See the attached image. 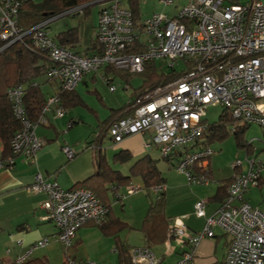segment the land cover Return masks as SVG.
<instances>
[{
	"label": "built area",
	"instance_id": "1",
	"mask_svg": "<svg viewBox=\"0 0 264 264\" xmlns=\"http://www.w3.org/2000/svg\"><path fill=\"white\" fill-rule=\"evenodd\" d=\"M27 1L0 0V52L27 36L32 47L48 53L46 74L57 81L61 91L73 90L88 73H97L106 66L137 74L145 70L149 61L164 59L174 71L175 64L182 60L184 69L178 77L142 92L127 115L108 123L106 132L114 143L131 134L148 132L150 143L145 146L154 145L161 158L183 173L189 184L204 185L210 182L206 174L215 153L205 139V112L210 104H219L237 123L259 125L264 134V0H189L174 16L152 13L138 24L120 0H103L110 2L99 9L96 44L87 53L60 45L47 29L50 20L72 13L76 7L23 30L16 25V19L19 8ZM162 2L172 4V0ZM103 80L114 91L115 85L109 83L108 77L103 76ZM25 93L22 84L7 91L20 128L10 140V154L0 158V168L14 164L19 155L35 160L45 142L36 134V128L48 122L47 113L53 117L66 114L61 98L54 92L46 97L35 117H30L24 107ZM71 125L67 121V128ZM252 141L247 142L246 149H251ZM62 151L67 159L75 155L68 145L62 146ZM244 162L246 168L239 171L243 162L233 161V178L214 213H205L206 200L195 202L193 213L204 218L201 230L191 232L180 217L169 220L166 251L167 256L175 249L179 251L175 264H194L195 247L213 237L214 229L219 227L230 237L223 264H264V210L251 205L245 197L250 188L259 186L264 164L248 153ZM27 189L47 196L41 205L46 211L43 219L54 224L57 240L65 250L73 246L78 228L88 222L100 225L108 215V206L84 186L66 189L55 178L36 173ZM139 190V186L127 185L125 195ZM154 191L164 192V185L155 186ZM114 197L119 200L124 195L116 193ZM48 241L49 237L36 240L12 260L25 264ZM127 253L123 264H163L165 259L147 245L131 247ZM12 260L0 258V264ZM65 264L96 263L66 256Z\"/></svg>",
	"mask_w": 264,
	"mask_h": 264
},
{
	"label": "crops",
	"instance_id": "2",
	"mask_svg": "<svg viewBox=\"0 0 264 264\" xmlns=\"http://www.w3.org/2000/svg\"><path fill=\"white\" fill-rule=\"evenodd\" d=\"M77 13H79V11ZM89 44L90 41L87 46ZM87 46L85 48H81L79 46L71 48L76 49L79 52H84V50L86 51ZM117 71L122 73L126 72L114 67L106 66L100 68L99 72L97 73H88V75L84 76L77 83V86L81 84L84 85L85 88H88V83H94L98 76H100L102 80L103 76L108 77L109 83L113 85L112 82L116 78L122 81ZM43 81L40 84L45 85L48 88L47 92L44 94V98L48 97L46 95H51L54 92L59 91L60 86L56 80H48L45 76ZM77 86L74 88L73 93L82 99L84 105L75 104L76 101H73L71 97H68L64 102L66 103V114L63 117H53L52 114L47 113L48 122L46 124L39 125L36 128V134L44 138L45 142L41 149L37 152L35 160H30L22 155H19V157L14 160V164L0 168V241H3L9 245L7 249H9L10 253L7 255L11 254V256H7L3 259L12 260V258H14L16 255L24 254V252L30 247L29 245L36 242V240L56 234H48V226H52L53 223L49 220L43 219L46 211L41 207V205L46 200L47 196H45L43 193H32L27 189L33 183L35 174L40 173L44 178L47 179L55 178L56 182L60 183V185L66 189H70V187H74L76 184H81L83 180L92 176L96 171L98 151H100L101 154L105 156L104 149L102 148L104 136L100 137L97 141H94V137H91L92 132H97L106 118H109V121H111L115 119V117H120L125 113V110H123L113 115L116 109L121 108L126 103L119 107L110 108L107 116H105L102 120L99 119L97 117L96 111H94L92 108H89L87 102L83 97H81V94L77 90ZM98 101L100 105H104V102L100 97ZM86 109L91 111L89 113H85ZM84 120L89 121L91 124H88ZM67 121H71L72 125L65 131ZM85 123L88 125L87 130L85 128ZM65 132L68 134V137ZM105 134L106 133H104V135ZM251 139H253L251 149L250 147L246 149V146H242L244 149V155L247 153L250 155L253 154L259 161L262 162V164H264V158L261 157L258 152L259 150L256 149L258 145H254V143H260L262 144L260 147L264 149V137H252ZM149 141V133L140 132L128 135V137L116 143L112 141V143L115 145L120 144L122 150L130 152V155H132L131 160L135 161L139 158H142L144 155H150L148 151L153 149L155 146H145V143H150ZM67 145L71 146L75 151V155L72 157V159H67L62 151V146ZM210 146L212 148V144H210ZM212 150L216 152L213 148ZM214 155L215 153L211 156L209 161V170L206 174L208 178L212 180V182H209L208 184L191 185L188 183L186 177L181 174V172L179 176H177L179 179L173 180L169 177V175H165L160 170L163 178H165L164 197L166 206L164 212L167 216V224L172 218L180 217L183 219L185 225L191 232L199 231L203 227L204 218L198 217L195 213H193L195 202L197 200H206L205 213L207 214L214 213V211L221 204L226 194V183H228L229 179L233 178L234 174L232 171L230 176L227 178L215 179L212 172V157H214ZM165 162L166 166L172 167V165H170L167 160ZM113 165L116 164L111 163L112 168ZM128 173L125 175H128ZM261 173L259 186H253L250 188L246 192L245 197L249 200L251 205H256L261 210H264V170H262ZM132 182L133 181L131 180L130 184H132ZM94 184L95 182L93 180L86 183L88 186H94ZM139 185L140 184H138V186ZM122 186L123 185L117 187V185L114 184L106 185L105 189L107 188V198L111 205V215L121 219L127 225H131V220L133 221L134 218L137 217L135 215L136 206L134 207L133 202L139 201L138 204H140V212L138 214L141 216L139 218H143L145 211L152 200L147 199V197H144L143 194L137 196H132L134 195L132 194L129 205L126 207L129 210H133L134 215H132V217H126L121 213L116 214L114 210L116 205H121V210L126 212L125 205L120 203L124 197H121L119 200H115L114 196L116 193H120L126 196V198L130 197V195H125V190H120ZM145 191L147 192L146 195L148 194L147 196L152 194L153 197H156L157 195V191H154V188L145 189ZM108 219L109 218L107 216L104 222L108 221ZM53 228L55 229V227ZM76 232L77 234L73 240V245L83 241L86 231L85 229L79 228ZM214 232L215 234L213 237H207L203 239L195 247L196 252L195 258L193 260L194 264L224 263L223 259L230 243V237L224 233L220 227L215 228ZM117 236L119 241L123 240L122 236L120 237V234ZM108 240L112 242V237H109ZM115 247L116 244L113 245V250ZM218 250L221 251L220 259L216 258ZM65 251L66 256H68L67 250ZM175 251L176 252L172 253L171 255L175 258V260H177L179 257V251H177V249H175ZM73 258L76 259V256L73 255ZM29 260H37L48 264V258L44 254H34L29 258Z\"/></svg>",
	"mask_w": 264,
	"mask_h": 264
},
{
	"label": "trees",
	"instance_id": "3",
	"mask_svg": "<svg viewBox=\"0 0 264 264\" xmlns=\"http://www.w3.org/2000/svg\"><path fill=\"white\" fill-rule=\"evenodd\" d=\"M88 1L91 0H28L18 10L16 19V25L21 29H29L37 25L41 21L48 20L50 17L61 15L73 7H80V11L83 14L89 13ZM127 8H129L132 16V20L138 24L141 20L139 0H126ZM60 45L68 47H77L80 44V35L78 33V27H70L62 32H58L54 37ZM30 39L26 36L23 41H16L13 44L5 47L0 52V158L4 159L10 154L9 143L15 132L20 128L18 120L15 119L10 101L7 99V91L9 87L17 84H22L26 87V93L24 95V107L25 111L30 117H35L41 104L45 101L44 92L40 86L43 78L46 76L47 67L50 65L48 53L41 48H34L29 44ZM96 44L95 38L90 41L85 53L88 50H93ZM145 70L138 73L141 77V85L137 88H133L130 93V98L124 106L115 110L114 114L125 110L122 116L127 115L131 111V105L135 99L144 91H148L151 88L162 85L164 83L173 81L178 77L181 72H174L170 74L158 73L155 67L154 61H149L145 65ZM119 77L123 82L128 83V79L133 75L129 72H118ZM39 78L42 80L40 82ZM36 82V85L32 86L31 83ZM44 82V81H43ZM74 89L71 91H59L57 92L61 98V105L66 109V98L71 97L75 104L84 105L82 99L75 95ZM218 120L212 124H206L205 139L210 144L214 142V139L220 141L226 139V136L232 132L237 138L240 133H245V130L250 126L246 124L237 123L232 118L231 113L223 111L220 113ZM121 117V116H120ZM111 118V117H110ZM109 118H106L100 129L96 132L94 141H97L100 137L107 133V125ZM235 126V130L232 131V127ZM239 141V140H238ZM248 141L239 142L238 146H247ZM111 163L113 164H125L130 162L132 155L126 150H118L117 153L112 155ZM98 160L96 163V171L92 176L86 178L81 184H76L74 187H86L101 199V201L108 206V221L103 222L99 226L107 230V232L114 234L117 232L116 227L126 225L121 219L111 215V205L107 198L106 185H129L131 178L137 177L141 180L145 189H152L158 185L165 184V178H163L159 167L157 166V159H153L150 155H144L133 161L129 167L128 175L122 173L119 169L112 168L106 158L98 151ZM93 180L94 186H88L86 183ZM229 179L226 183V187L229 185ZM165 197L164 192L157 193L153 201L148 206L145 217L142 221V230L144 231V246H150L158 242H163L167 233V216L165 215ZM115 230H114V229ZM117 254L119 255V264H123L126 261L127 252L130 247L125 242H120L118 236H114ZM40 261L28 260L25 264H37ZM5 264H16L13 260L6 262ZM215 264H222L215 263Z\"/></svg>",
	"mask_w": 264,
	"mask_h": 264
},
{
	"label": "rangeland",
	"instance_id": "4",
	"mask_svg": "<svg viewBox=\"0 0 264 264\" xmlns=\"http://www.w3.org/2000/svg\"><path fill=\"white\" fill-rule=\"evenodd\" d=\"M38 1V0H34ZM189 0H172V4L166 5L162 2V0H139V8H140V15L141 19H145L148 16H150L152 13H165L169 17L176 15L180 9L183 7L184 4H186ZM245 0H243L244 2ZM110 2V1H109ZM109 2H99L96 0L88 1L89 6V13L83 14L80 9L78 10V7L73 9L72 13L68 14H62L60 17L54 18L49 21L47 24V29L52 37H55V34L58 32H62V30H65L70 27L77 26L78 27V33L80 35V44L79 47L85 48L89 41L93 40L94 38V27L97 25L98 15H99V9L103 5H107ZM120 3L123 6H127L126 0H120ZM79 13H77L78 11ZM155 67L157 68L158 73L163 74H170L174 72H180L182 69H184V64L182 60H179L177 64H175L174 71L171 67H169V62H167L164 59L156 60L154 61ZM42 79L39 78L40 82ZM128 83L122 82L120 79L116 78L113 80V84L115 85L114 92L109 91V87L107 83H105L100 76L96 79L94 83L89 82L88 88H85L84 85L79 84L77 86L78 92L81 94V97L84 98V100L87 102L89 108H92L94 111H96L97 117L99 119H103L110 111V108L119 107L122 106L126 101L128 100L130 96L131 90L133 88H137L139 85H141V77L139 74H133L127 81ZM42 87L43 92H47L48 88L45 85L40 84ZM49 96V95H46ZM99 97L103 100L104 105H100L98 99ZM222 107L219 104L212 103L207 107V110L205 112L206 115V123L212 124L213 122L217 121L220 113L222 112ZM91 111V110H90ZM88 109L85 110V113L90 112ZM92 119V114H91ZM90 119V120H91ZM88 124H91L89 121L84 120ZM86 130L88 129V125L85 123ZM67 130V123H66V129ZM66 133V132H65ZM67 134V133H66ZM96 132L93 131L91 134V137H95ZM68 137V134H67ZM252 137L261 138L264 137V134H262V129L257 124H250V126L245 130V133H240L239 138H237L232 132L226 136V139L220 141L219 139H214V142L210 143L212 144V148L216 151L214 157H212L213 160V166H212V172L213 175L216 178H227L230 176L231 172L233 171V161L236 159L241 160L243 163L237 170H244L246 168V162H244V149L242 146H239L238 143L243 142L245 140L250 141ZM239 140V141H238ZM104 149V157L111 162L112 155L114 153H117L118 150H121L120 144H113L112 140L109 136V133H106L104 135V140L102 142ZM260 144V143H259ZM258 143H254L256 149H258L259 154L262 158H264V149H262ZM255 149V150H256ZM246 150V149H245ZM255 152V151H254ZM148 153L150 156L154 159H157V166H159L160 170L165 174L169 175L170 178L173 180L179 179L177 176H179L180 171L178 172L175 168L166 166V162L161 158V155L158 153V150L154 147L153 149L149 150ZM253 154H249V156H252ZM134 160H131L130 163L125 164H116L113 165V168L121 170L124 174L128 173V167ZM183 174V173H181ZM184 175V174H183ZM133 185H136L140 187L139 193H134L132 196L142 195L144 197H147L149 200H154L155 197H153L152 194L150 196L146 195L145 188L142 185V182L139 178H132ZM212 180H210V183ZM131 185V184H129ZM126 186H122L120 190H125ZM145 191V192H144ZM126 198H122L120 203H123L126 206L129 205L131 196ZM139 201L133 202L134 207L136 206V212L135 215L137 216L134 218V220H131V225H124L121 227H116L117 232L114 234L108 233L105 228L103 229L99 225H95L93 222H88L80 227V229H85V234L83 237V241L77 243L76 245L71 246L67 250V255L73 258V255L76 256L77 260L86 261L90 260L93 261L96 264H119V255L117 254V251L113 250V245L115 244L114 236L119 235L122 236V239L120 242H126V244L131 248L133 246H143L145 244V239L143 237L144 231L142 230V221L143 218H139V212L140 207L138 204ZM121 205H116L114 207L115 213L122 215H125L126 217H132L134 215L133 210H129L126 207V212L121 210ZM146 213V211H145ZM145 215V214H144ZM50 223V222H49ZM51 224V223H50ZM52 226H48L49 232L48 234H54L56 231ZM79 229V228H78ZM77 229V230H78ZM114 229V228H113ZM115 230V229H114ZM47 234V235H48ZM55 235L49 236L50 240L45 248L36 249V251L33 252L34 254H44L48 258V264H65L66 260V251L64 245H62L58 240L57 237L55 239ZM109 237H112V243L110 240H108ZM9 247L7 243L0 241V258H5L7 256H11L6 254V249ZM152 251L157 255H162L165 260L163 261V264H175V258L172 255L167 256L166 251V239L163 242H158L156 244L150 245ZM221 251L218 250L216 254V258L220 259Z\"/></svg>",
	"mask_w": 264,
	"mask_h": 264
},
{
	"label": "water",
	"instance_id": "5",
	"mask_svg": "<svg viewBox=\"0 0 264 264\" xmlns=\"http://www.w3.org/2000/svg\"><path fill=\"white\" fill-rule=\"evenodd\" d=\"M97 1L101 2V1H103V0H97Z\"/></svg>",
	"mask_w": 264,
	"mask_h": 264
}]
</instances>
